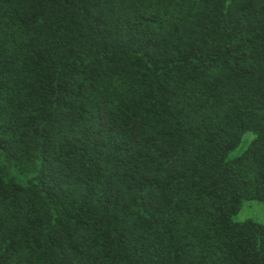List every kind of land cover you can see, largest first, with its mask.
I'll use <instances>...</instances> for the list:
<instances>
[{"label":"trees","instance_id":"obj_1","mask_svg":"<svg viewBox=\"0 0 264 264\" xmlns=\"http://www.w3.org/2000/svg\"><path fill=\"white\" fill-rule=\"evenodd\" d=\"M246 201L264 0H0V264H264Z\"/></svg>","mask_w":264,"mask_h":264},{"label":"rangeland","instance_id":"obj_2","mask_svg":"<svg viewBox=\"0 0 264 264\" xmlns=\"http://www.w3.org/2000/svg\"><path fill=\"white\" fill-rule=\"evenodd\" d=\"M251 133H247L244 135L243 140L240 146L229 155V158L240 155L244 149L247 147L250 139L252 138ZM246 219H253L255 221H263L264 220V204L254 202V201H246L244 202L241 211L233 218L236 222H241Z\"/></svg>","mask_w":264,"mask_h":264}]
</instances>
